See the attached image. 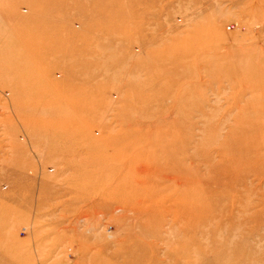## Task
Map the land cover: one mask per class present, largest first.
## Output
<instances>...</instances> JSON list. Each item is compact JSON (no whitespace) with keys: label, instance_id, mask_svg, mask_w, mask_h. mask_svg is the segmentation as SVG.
<instances>
[{"label":"rangeland","instance_id":"1","mask_svg":"<svg viewBox=\"0 0 264 264\" xmlns=\"http://www.w3.org/2000/svg\"><path fill=\"white\" fill-rule=\"evenodd\" d=\"M259 61L264 0H0V264H107L92 204L141 192L174 207L141 264H264Z\"/></svg>","mask_w":264,"mask_h":264},{"label":"bare ground","instance_id":"2","mask_svg":"<svg viewBox=\"0 0 264 264\" xmlns=\"http://www.w3.org/2000/svg\"><path fill=\"white\" fill-rule=\"evenodd\" d=\"M261 64L264 65V62L261 63V61H259L258 65L260 66ZM235 80H236V78L231 79L232 82ZM244 82H246V81L245 80L240 81V83L242 85H244ZM253 88H255V87H253ZM263 129H264L263 124L259 123L255 132L257 131L256 133H259ZM255 145L256 144H254L251 147V149L255 148V150H257V151H252L251 149L246 150L245 155H244V160L239 162V164H241L242 162H244L246 164L248 162L249 166H245V167L247 169L256 167L260 171H257L255 168H253L252 171L258 172L257 175L260 176L261 178H263L264 177V141H262L261 144H257L256 145L257 148ZM251 153H252L253 159L250 156ZM238 155H239V153H238ZM249 159H252V160L249 161ZM236 168H238V166H236ZM142 170L151 172L150 176L153 174V177L156 178V180H162V181H167V178H169L168 174H171V172H172L171 169H167V168H166V170H160L158 168H150L149 167V169L143 168ZM175 171H176V169H175ZM179 172H180V174L176 175V177L174 178V180H175L174 183L176 184L177 187H179L181 185L180 180H181L182 172H181V170H179ZM142 183L145 184L146 181L137 179V181L133 182V185L137 190H139V189H142V187H141ZM138 195L139 196H137V194L135 195V199L133 200L132 203H130L131 205L130 204H129V206L126 205L127 207H125L124 205L119 206V207H117V206L116 207L115 206L110 207V206L104 205V203L101 202L102 201L101 199H99V202H97L99 204H96L95 201L92 204L94 206V208L100 209V211L99 212L97 211L96 213H97V215L101 214L102 217L108 215L111 219H113L115 217L112 215L113 213H115V212L121 213V215L117 216V219H119L120 222H121V220L126 222L129 226L128 231H126L124 234V236H125L124 240H120V241H118L119 244L118 243L115 244L116 246L113 247V251L109 254V256H107L106 253L109 252L112 247H111L110 242L107 240L108 237L104 236L101 239L99 237L101 244H99V246L97 245L98 246V248L96 249L97 254L103 253L105 256H107V261H106L107 264H114L115 261L113 262V258L115 259L116 257L118 258L121 256H126V259L123 261L124 263L126 261L127 262L126 264H139L140 261H142V262L144 261L142 258L143 257L142 254L137 255V251H138L137 248H141V247L143 248L149 244H147V241H145V240L143 241V244H142V242L137 241V239L135 238L136 235L133 232L135 229L134 227H138L140 229L142 228L143 229V230L141 229L142 233H143V231H145L146 228L150 229V227H151V228H153V230L155 231L156 234H158L159 236H162L161 228H159V227L161 225H163V223H166L169 220V219H167V217H168L169 213L172 212L171 208L174 209V207L171 206L170 199L166 197L165 199L161 198L158 201L156 200L157 202H155V203H157L159 205V206L157 205V207H156L154 205L155 203L153 204V201L149 198L150 196L148 194L141 192ZM129 202H131V200ZM176 210L178 211V213L175 211L176 216L173 215V218L175 217L174 218L175 220H177L178 217H180L181 214L183 213V209L176 208ZM93 212H95V211H93ZM97 222L99 224V220ZM104 229L107 230L106 225H104L103 230ZM169 230H171V227H169ZM107 235L110 236V234H107ZM129 237H131L132 243L130 245H126L125 242L127 241V239ZM134 238H135V240H134ZM100 241H98V242L100 243ZM2 242H3V240H2ZM95 244H93V246ZM91 248H92L91 246L86 245V247L83 251V254L88 253V252H90V253L93 252V251H90ZM93 249H95V248H93ZM129 257H130V259H129V261H127V259ZM96 259L97 258L94 256L95 261H96ZM147 259H148V257H147ZM98 264H101V262ZM140 264H141V262H140Z\"/></svg>","mask_w":264,"mask_h":264},{"label":"built area","instance_id":"3","mask_svg":"<svg viewBox=\"0 0 264 264\" xmlns=\"http://www.w3.org/2000/svg\"><path fill=\"white\" fill-rule=\"evenodd\" d=\"M7 95V94H6Z\"/></svg>","mask_w":264,"mask_h":264}]
</instances>
